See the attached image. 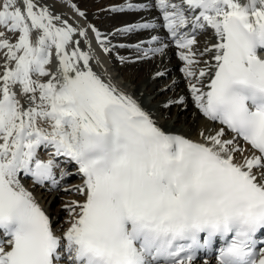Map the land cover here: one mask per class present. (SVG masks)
I'll list each match as a JSON object with an SVG mask.
<instances>
[{"label": "snow or ice", "instance_id": "1", "mask_svg": "<svg viewBox=\"0 0 264 264\" xmlns=\"http://www.w3.org/2000/svg\"><path fill=\"white\" fill-rule=\"evenodd\" d=\"M102 10L132 19L0 0V264H264V0ZM108 60L157 64L172 95L146 105Z\"/></svg>", "mask_w": 264, "mask_h": 264}, {"label": "bare ground", "instance_id": "2", "mask_svg": "<svg viewBox=\"0 0 264 264\" xmlns=\"http://www.w3.org/2000/svg\"><path fill=\"white\" fill-rule=\"evenodd\" d=\"M78 6L84 10L88 14V20L92 23H95L102 31H109L114 26H119L122 23L129 21L132 19L131 16L128 15H116L108 11H103L102 9H106L110 3L119 2V0H75ZM68 12L67 9L64 10ZM71 15V13H68ZM122 55H127V52L121 51ZM107 59V58H106ZM167 64V68L170 72L169 80L172 78H179V64L180 61L173 55L171 57V61L165 62ZM108 65L111 68V71L114 75L117 76L118 80L127 82L129 88L136 92L137 94L143 93L144 102L150 104V106L155 107L159 101L166 98V96L172 95V93H164L163 95L158 94V89L160 86L165 83L166 81L162 80H152L151 76L157 69V64L152 63H126L120 64L119 61L116 60H108ZM184 87L183 84H180L179 90H182ZM194 111V109H190L188 112H183L177 115V109L173 108L172 113L173 117L176 118V126L178 128H188V127H198L202 118L195 117L197 123L195 126L191 124V121L194 119L189 112ZM188 123H185V121ZM79 177H72L68 180L67 185H75L78 184ZM38 195L40 192L38 191ZM54 195V194H53ZM53 195L49 193H43V199L41 200L42 203H45L46 206L47 201H52ZM61 200L55 201L56 205L51 206L53 210L56 211L60 208V204L63 200L72 199L75 197L74 193L69 194H60ZM57 220V227H60L64 224L65 219L67 218L66 213H59L54 217Z\"/></svg>", "mask_w": 264, "mask_h": 264}, {"label": "rangeland", "instance_id": "3", "mask_svg": "<svg viewBox=\"0 0 264 264\" xmlns=\"http://www.w3.org/2000/svg\"><path fill=\"white\" fill-rule=\"evenodd\" d=\"M56 205V202L53 204V206Z\"/></svg>", "mask_w": 264, "mask_h": 264}]
</instances>
